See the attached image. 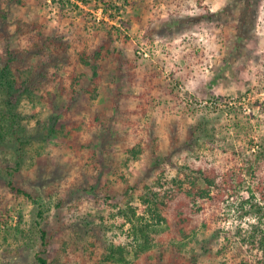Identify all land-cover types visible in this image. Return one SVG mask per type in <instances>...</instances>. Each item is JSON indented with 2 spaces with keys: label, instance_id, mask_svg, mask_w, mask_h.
Listing matches in <instances>:
<instances>
[{
  "label": "rangeland",
  "instance_id": "1",
  "mask_svg": "<svg viewBox=\"0 0 264 264\" xmlns=\"http://www.w3.org/2000/svg\"><path fill=\"white\" fill-rule=\"evenodd\" d=\"M1 1L0 66L51 79L20 97L22 159L0 146V264H169L209 240L199 264H264V0L240 49L244 0ZM201 170L243 184L188 197Z\"/></svg>",
  "mask_w": 264,
  "mask_h": 264
},
{
  "label": "trees",
  "instance_id": "2",
  "mask_svg": "<svg viewBox=\"0 0 264 264\" xmlns=\"http://www.w3.org/2000/svg\"><path fill=\"white\" fill-rule=\"evenodd\" d=\"M16 1H20V0H16ZM240 1L243 0H237V2ZM257 4L258 1L254 2L252 0H244L241 6V15L238 19V26H237L238 40L236 42L237 44L235 45V48L237 49L248 46V41L251 38L250 36L251 31L258 19ZM2 5H3L2 1L0 0V10L2 9ZM231 5L232 4H228V6L225 8L224 11L227 12L231 10ZM23 26H25V24H23L22 26L19 25L18 28L19 34L26 33L25 32L26 29ZM55 41H59V40H57V38L43 39L42 44L46 47L47 43L49 45ZM60 43L62 42L60 41ZM104 50H106V46L102 45L100 49L96 51V53L92 57L93 60L95 61V64L103 57ZM6 57L7 58L1 61V66H0V105H4V107H6L5 109H7L6 111L3 110L4 112V114H2L3 117H0V146L10 147L12 144H15L17 150L16 153L20 154L19 157L20 159H22V155H23L22 152L24 151L26 145L29 143L30 137L26 136V133L24 132L23 129L24 127L22 123L24 116L17 110L18 104L21 102L20 97H23L25 93L34 92L33 89L36 84L42 86L44 83L50 81L51 78L49 77L50 75L49 69L51 67L50 66L51 64L42 65L39 68H37L36 71V69L31 70L29 68L28 69L25 68L24 66H23L24 68L20 66V64H24V61L26 59L23 58L20 52H16L14 50L9 51V54ZM84 64L86 66H91L94 77L98 76V69H99L98 64L92 65V62L90 61H85ZM14 69H16L17 71L16 73ZM53 79L54 78H52V80ZM55 79H59V78H55ZM20 81L22 84H19ZM118 104L119 101H116L115 102L116 109H118ZM55 127L56 125L53 126V129L49 131L50 135L57 133L58 130L55 129ZM176 141L177 138H174L172 140V144L174 145L175 149H178V147L176 146L177 144H175ZM6 142H8L7 145L5 144ZM106 142H107V138H105L102 141V145H105ZM169 158H170L169 156L166 157V159ZM248 170H250V168H248ZM199 175L206 182V186L203 189L199 188V192H197L196 190L187 191L186 195L188 197H191L192 195L194 196L196 195L202 198L208 197L214 200L217 197L211 196L210 194L211 189L213 187L219 190L220 193L223 189H224L223 191L235 190L237 186L239 185L241 186L243 184V177L241 176L237 178L235 185L229 183V180L224 181L223 184L216 185L215 181L212 180L211 175L202 172V170L199 172ZM12 188L13 190L15 189V191L19 194H24L26 196L28 195V192L22 188H18V187L14 188L13 186ZM179 192L185 193L183 191L182 186H179ZM133 214L136 215L135 212H133ZM158 218L162 219L161 216H158ZM190 221H191L190 217L182 218L181 220L182 223L185 222L188 224ZM147 228H149V226H145V228L141 229L138 233L136 232V234H141L144 239V247L140 245L141 246L140 250L145 248V246L150 245V239L145 235V230H148ZM181 231L183 232V229H181ZM46 233H47L46 231H43L44 236L46 235ZM93 233H94V229L92 230V234ZM211 241L212 240L203 242V244L201 245V251H202L201 254L194 253L188 257H182L180 254L176 255L174 252H172L168 261L169 264H199V260L202 255L205 254L208 255L212 252ZM117 253L118 256L120 255L121 257H123L122 250H120V248L118 249ZM112 259H114V255H112ZM162 259L163 256L161 257V260L159 262H161ZM38 261L40 264H51L47 259V257H39Z\"/></svg>",
  "mask_w": 264,
  "mask_h": 264
}]
</instances>
